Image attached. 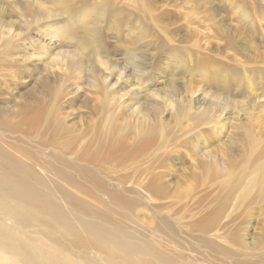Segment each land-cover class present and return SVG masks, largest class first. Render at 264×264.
Wrapping results in <instances>:
<instances>
[{
  "label": "rangeland",
  "instance_id": "rangeland-1",
  "mask_svg": "<svg viewBox=\"0 0 264 264\" xmlns=\"http://www.w3.org/2000/svg\"><path fill=\"white\" fill-rule=\"evenodd\" d=\"M249 15L257 23L254 31ZM0 27H15L12 33L19 34L13 46L0 44L5 50L0 65L2 144L12 151L24 144L34 153H48L51 163L57 153L69 165L93 170L105 182L102 191L81 179L47 176L53 186L92 206L84 215L89 219L104 216L123 224L188 264H264V0H0ZM228 38L235 39L234 48ZM175 50L183 57L179 69L169 61ZM135 60L139 69L131 74ZM207 91L211 101L229 111L220 108L209 115L204 105L201 111L199 98ZM163 98L174 99L173 106ZM151 103L161 104L163 112L156 117L168 130V154L160 151L164 159L153 147L150 155L143 153L147 157L141 158V152L133 164L123 165L95 157L85 147L99 129H110L122 108L130 114L144 105L142 112H148ZM178 109L185 110L179 119ZM40 112L52 119L53 129L47 117L35 121ZM202 118L214 123L200 126ZM121 119L116 124L134 122ZM248 148L263 153L262 172L254 186L245 187L252 164L240 155ZM210 151L219 155L216 163L224 169L215 179L200 169ZM230 158L238 164L234 175L225 164ZM143 163L154 170L158 166L153 176L159 183L144 174ZM112 190L124 197L123 206L101 195ZM23 230L36 238L44 235L35 224ZM60 244L78 263L107 262L101 249L81 248L63 238Z\"/></svg>",
  "mask_w": 264,
  "mask_h": 264
},
{
  "label": "bare ground",
  "instance_id": "bare-ground-1",
  "mask_svg": "<svg viewBox=\"0 0 264 264\" xmlns=\"http://www.w3.org/2000/svg\"><path fill=\"white\" fill-rule=\"evenodd\" d=\"M248 20V24H251L250 26L251 28H253L252 31L256 30V20L251 17V15H249ZM13 28L6 31L5 29L0 27V44H6L5 49L9 45L13 46L15 44L16 39L18 40L19 34L12 33ZM6 34L8 37L5 38L4 36ZM229 38L228 46L230 48L232 47L233 41L235 39L233 40L231 38L230 40ZM4 52V49L0 51V65L5 61L1 57ZM181 54L182 53L179 50H175L171 54L169 61L171 64H174V67H176V69H179L182 66L183 57ZM134 58H136V56ZM203 61L206 62L207 59L203 57ZM12 64L15 63L12 62ZM133 64L134 69L131 74H135V72H137L139 69V64L136 62V60ZM219 66L221 67L222 71H225V68L222 67V64H219ZM140 76L142 77V74ZM137 77L139 80H142L141 77ZM210 96L211 95L208 92L199 98V104H201V111L203 109H201L202 105L206 107L205 110H207L209 115L212 114L213 111L217 112L220 108L223 111L222 113H224L225 110H228L225 108L226 106H222L221 102L216 103L214 101H211L212 99L210 98ZM262 98H264V95L262 96ZM145 99L148 100L150 98L148 97L147 99L146 97ZM151 99L155 101V99ZM167 99H169V97ZM167 99L163 98L165 104H168L166 106H173L174 99L173 102L168 101L169 103L167 102ZM151 105V107H146L148 112H142L141 108L143 109L144 105H140L138 108L132 109L133 111H131L130 114H128V109L124 110L122 108L121 110L123 113L121 114V116L119 115L120 117L113 118V120L111 121L112 126H109L110 129H99L100 131L93 135V138L90 139V141L87 143L88 145L85 147H88L87 149L92 150V153L95 157L99 155V157L101 156L103 157V159H116L119 163L123 165L133 164V159L136 158L135 156L137 154V156L140 157L139 153H147V151H151L150 148L153 149V147V150L157 152H155L157 154L155 155L161 156L160 151L164 150L163 152H166L165 149L168 145V130L163 128V121H159L160 119L156 117L158 114H161L163 112L161 104L156 103L154 105L153 103H151ZM146 106H148V104H146ZM28 107V105L25 106V108ZM171 110L173 111V107ZM184 113L185 110L184 112L182 110H179L177 111L175 116L179 119ZM140 114L142 115L141 117H139ZM45 115L46 114L43 115L42 112L38 113L37 119L35 121L40 122L41 120H45V118L47 117H45ZM108 115H110V113ZM121 118L123 120H125L124 118H126V120H133L134 122L131 125L128 124L126 127L124 125L116 124V121H120ZM150 119L154 121L153 124L150 123ZM178 121L180 122V120ZM198 121L200 126L210 123L208 125L210 127L214 123L213 119H211L209 122H206V118L198 119ZM51 125H53L52 119L48 118V128H51ZM211 128H213V126ZM53 131L54 133H57L58 129L54 127ZM250 133L251 132H247L248 136ZM15 142L18 144L20 143L18 142V140H15ZM247 143H251V138L248 139ZM254 150L252 148H248L245 153L242 152L241 149V159H244L245 162L250 161L252 164L251 169L248 173L251 175V178L249 179V184L246 186L244 185L245 187L254 186L256 180L258 179L259 173L262 172L259 167V163L263 157V153L255 154L256 152H253ZM151 153H149V155ZM147 154H143L141 158L144 156L147 157ZM167 154L168 152H166V155ZM217 155L218 154H216L214 151H210L206 152L203 156L205 161L203 164H201L202 168L200 169L202 171V174L204 173L205 175L207 174L209 176V179H215L217 175L220 174L221 170L224 171V169L220 170L221 166L220 168H218L219 166L216 162L219 159ZM49 157L50 155L48 153L32 152L24 144H19L12 151L8 147H6L5 143L2 144L0 142V261H2L3 264H81L78 263L76 261V258L70 255L66 249L62 248L60 244V239L62 238L70 240L74 245L81 248H98L103 250L107 254L106 264H122L121 260H123V263L126 262L128 264H188L182 261L174 254L162 251L155 243L147 241L143 237L138 238L139 236H135V234L131 233V231L129 232V229L126 228L123 224L110 223L104 216H100L99 218L94 220L85 217V213L92 211V206H90L86 202H80L74 197H72L68 192L62 191L58 187L56 188L55 186H53L47 176L53 174L60 181L67 182H80L81 179L84 183L89 184L90 187L92 186L91 189H98L100 191L104 189L105 182L99 176H97L93 172V170L81 167V164L69 165L57 153L51 155L53 163L46 160ZM82 157L84 156L82 155ZM161 157L162 159H164L163 156ZM161 157L159 162H161ZM164 157L167 158V156ZM136 159H138V157ZM90 160H92V157ZM96 161L98 160L95 159V161L93 162ZM138 161L139 160H137L136 163ZM227 163L228 167H230L229 171L231 175H234V173L236 172V170L234 169H238V164L234 159L231 158L225 164L227 165ZM146 165L147 163L145 164V170L143 169L145 171H143L144 174L149 173L148 175L152 176L151 182L153 184L159 183V179H157L156 176H153V174L157 175L155 174V170H159V168H157L158 166H155L158 170L156 168L154 170L149 167L150 165L148 167ZM163 167L164 166H162L161 168ZM139 172L138 174L140 176ZM157 173L160 174V172ZM229 177H227V180L233 179V177L230 179ZM245 178L247 179V176H245ZM118 180L119 183L123 182V180L121 179ZM234 181L233 182L235 185H233L237 186V181ZM226 183H228V181ZM243 184L244 183H242V185ZM222 185H225V183ZM228 186H230L231 189H235L234 187H231V182L228 183ZM92 190L91 193L93 194L94 192ZM93 195L98 199L100 198L95 194ZM101 195H105L109 199V201L116 207L123 206L126 203V200L119 193V191H103L101 192ZM61 199L64 203H70L75 205V208H72L70 210L66 208L64 204L58 203L57 201ZM100 199L103 200L102 198ZM33 224L38 225L44 229V235L42 238L32 237L24 233V227ZM161 227L163 226L161 225ZM203 227L204 224H202V228ZM205 227L208 228L207 225H205ZM161 229L163 230V228ZM88 264L96 263L90 262Z\"/></svg>",
  "mask_w": 264,
  "mask_h": 264
}]
</instances>
